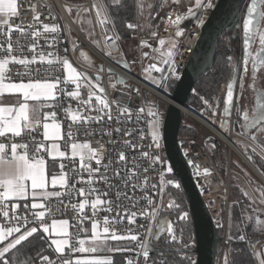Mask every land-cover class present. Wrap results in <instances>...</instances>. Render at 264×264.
<instances>
[{
	"label": "built area",
	"instance_id": "2783aa9c",
	"mask_svg": "<svg viewBox=\"0 0 264 264\" xmlns=\"http://www.w3.org/2000/svg\"><path fill=\"white\" fill-rule=\"evenodd\" d=\"M218 0H212L213 7L210 9H199L196 12L195 18L187 17L186 10H178V9H169L161 14H159L155 25L152 30L146 34H142V25L140 19L139 8L137 4V0H135L134 5V18L130 21H127L125 27L129 30L130 37L133 40L132 46L128 51V54L123 49L120 40L116 41L114 39H105L106 36H112L116 34L115 29L112 27V23H108L107 25H102L97 22V18L95 15V10L92 9L93 2L92 0H85L84 2L78 4L75 1L68 0H17V15L9 17V25L14 29L17 26L27 28L28 25H32V30H39L41 35L39 37L33 38L30 34L26 37L21 36V34L17 31H14L11 35V39L13 41L19 39L21 45H31L33 40H35L37 47L33 52L30 47L25 46L20 49V51L15 54L21 56V58L31 59L33 55L37 56V62L29 66L26 69L23 65H18L15 63L9 64V71L5 74V81L7 82H28L29 79L32 80H55L59 78L60 84L59 88H63L65 92H70L76 88V85L72 82L64 83V80L67 76L62 64L54 63L52 66H49L47 60L51 59L56 61L60 57H67L72 66L82 74L80 78L81 87L79 89L80 95L78 98L73 99L64 94V92H58L55 103V108H51L52 111L56 112V121L61 124V139L59 140L62 151L66 152L65 158H59L56 162V172L60 171L59 164L62 162L65 164L64 171L67 173L70 178V185L72 183L75 184L76 190L80 188L88 189L89 185L86 183L88 178V172H73V168L79 169V159L73 158L69 155V148L72 141L67 139V132L69 130V125H72V131L75 142H87L90 147L93 149H100V145H103V159L102 164L107 165L109 161H112L110 166V170L106 173L109 177V182L113 185H120V190L123 191V183L114 178V171L117 168L122 169L121 175H125V165L124 162H119L118 157L120 152H124L127 157V167H132L133 163L140 165V167L136 170L139 180H133L131 183L137 184L135 191L133 192L131 188L128 189V195L133 197L132 202L130 203L128 199L121 196V207L117 208L116 204L113 203L112 211H98L93 217L92 209L90 207V203L86 205L84 212H74L71 208L72 203L78 204L81 200L85 199V197H81L77 194V192H73L71 195H64L60 199L53 198L50 201H39L49 204L53 213L47 216V223L51 225L53 220H68L69 221V245L65 247V253L63 254L64 258H71L74 262L76 259H86L87 256L92 257L97 255H107L106 252H98L93 254H84L78 252H70L69 248L75 245L79 246L78 240L84 239L85 242H89L91 239V222L89 219H84L83 227L87 229L86 232L79 231V220L78 217H82L86 215L89 218L97 219L100 222L98 226L100 231L102 232L103 220L105 217L115 218L117 212L123 215L125 210L128 213L137 212L147 206V200L143 199V197L147 196L151 198L157 205H160L158 217L162 219L161 213L164 211L163 206V194L159 193V189L162 187L163 183L171 180L168 178V174L172 172H168L167 169L170 167L167 155L165 154V147L163 142L162 129L159 130L160 136V144L161 147L157 149L153 144L152 137L150 135V131L148 128L147 121L150 117L147 116L148 106L145 101L146 93L153 94L158 98V100L163 104L164 107L169 103L160 98V94L168 97L170 94H166L161 89H156L151 86L149 83L145 82L142 79V75L144 73L150 74L152 79L158 81L160 83L165 82L168 78H173L178 80L184 70V67L189 59V55L192 54L194 47L200 37L201 28L205 23L206 19L209 16V12H211ZM207 2V0H205ZM67 5L69 8L74 11V9L79 8L78 11L83 12L84 8H88L91 14V18L94 23V40L96 42V46L92 45L89 41L86 33L81 31L77 25L71 20L69 15L67 14L65 8L62 4ZM250 3V0H244L239 12L238 17V25L236 30L237 39L239 40V44L242 39V28H243V19L244 14L247 9V5ZM36 6V12L40 14L41 21L43 23L48 24H57L59 29L56 33H44L42 29V25L35 22L32 19L33 12L31 11L32 6ZM195 7V6H194ZM193 7V8H194ZM177 14L185 15L186 18L182 19L178 25L168 23L169 16L174 20ZM77 15V14H76ZM55 17L56 19H52ZM76 17V16H75ZM202 20L203 23L197 24V21ZM128 24L136 25L135 28H128ZM177 30H182V36L177 38L175 37V32ZM6 31V29H5ZM71 32L76 38L77 45L73 46L71 42ZM152 32H156L157 35L153 36ZM52 37H55V40H52ZM6 37H0V42H2ZM159 39H165L166 42L171 40L177 43V49L174 51V55L171 57V60L174 61L175 75L173 76L169 65L164 63V60L169 59L166 55L162 56V52H166L169 45L166 43L164 46H161L158 43ZM146 41L148 46H142L141 42ZM52 45V46H50ZM6 47V45H5ZM87 49L95 58L97 63L95 65H89L79 57L78 53L81 49ZM159 49L160 51H156ZM49 53L53 55L49 56ZM143 53H148V56H144ZM43 54L45 56V62L41 63L39 61V55ZM2 58V56H0ZM117 61H124L128 66L127 69H124L122 66L117 63ZM150 64H156L160 71L157 72L155 69H151L150 73L145 71L148 69ZM41 69L39 72L37 69ZM107 68H111L116 76V85L114 87H109L106 83L107 78ZM47 69V71H45ZM30 70L29 76H18L16 73H23L25 71ZM120 74L124 76L127 80L124 83H118L117 75ZM84 75H87L90 80L84 79ZM97 76L100 79L97 81ZM163 77V79H162ZM89 81L96 82L101 86L103 92H99L96 89H90ZM93 91L96 95H101L104 99H106L110 105V115L112 117L111 120L108 119V116L104 114L105 112H109L108 109L104 110V112H96L89 111L88 106L85 105L84 101L89 99V91ZM235 97V96H234ZM92 104L97 108L100 105L96 104L95 96L92 98ZM128 108L130 109L131 115L128 113L121 114V109ZM143 108V112H138L139 109ZM187 109V108H186ZM65 110H71L73 112H78L80 115L85 117H95L100 115L103 119L97 123L95 121L87 124L81 125L80 123L73 124L70 117L67 115ZM183 110V109H182ZM184 111V110H183ZM188 115L191 117L186 111H184V115ZM139 116V118H138ZM193 118V117H191ZM194 119V118H193ZM196 120V119H194ZM47 122L51 123L52 120L49 119ZM43 120L42 123L37 127L36 131H25L22 133L21 137L15 138V142L17 143H27L30 146V151L34 150L35 145L38 143H43L44 145H48V141L43 138ZM229 135L231 138L236 137L241 141L248 143L252 150L260 156L264 158V152L260 150L255 143H253L246 135L241 131H237L235 126L237 124V116H236V108L231 109V114L229 116ZM79 129V131H77ZM85 129L94 132V135H85ZM119 129L117 132L116 130ZM102 132H106L109 134H102ZM129 133L125 135V133ZM143 132L144 138L141 139V133ZM7 137L11 138V135H7ZM129 141L128 145H125L124 141ZM0 142H8L5 138L0 137ZM131 145H136L133 148ZM178 145L180 147L181 153L184 156L188 167L190 168V172L194 183L199 189L201 195H204L202 185L205 174V169H207V173H211L215 180H218L219 173L217 172V164L215 161V157H219V152H213L210 154L208 151L209 140L208 137H204L202 139H194L190 137H178ZM23 151V150H21ZM142 152H148L150 154H155L160 157L161 162L153 164L151 159L145 158L141 155ZM43 156L46 162L51 158L48 157L47 152L43 149L38 154ZM92 167H96L95 161L91 162ZM148 169L145 172V169ZM199 173V174H198ZM163 174V179H161V175ZM218 174V176H216ZM234 174V171L230 169L229 165L227 167V177L229 184V176ZM101 175H105L104 168L101 167L100 172L96 173L97 177L96 182L92 185L93 188L98 190V193L109 192L108 196H101V199H107L111 201H116V192L117 188L112 187L109 189L108 184H106L103 180L98 179ZM82 176L84 178V182L79 181V177ZM147 177V182L143 180V177ZM173 179V178H172ZM178 179H173L175 183H179ZM244 182V181H243ZM221 183V182H220ZM156 185L155 188L152 186ZM175 185V184H174ZM229 191V186H227ZM229 193V192H228ZM89 201L91 199H95V195L87 197ZM62 200V203H61ZM225 200V202H224ZM205 201V199H204ZM14 202H9L10 204ZM18 204L17 213L24 217L25 215H29L28 208L31 206V201H22L15 202ZM207 208L210 211L209 205L205 201ZM135 204V207L132 206ZM28 206V208L25 207ZM64 205H68L65 209ZM223 205L225 206V210L223 211ZM228 205V198L224 197L222 199L219 210L217 211V216L214 215L211 211V215L213 218L214 225L219 231V235H221V239L218 243V249L215 256L214 264H229L228 263V234H227V220H226V211ZM106 206H101L103 209ZM5 221L2 217H0V227L5 226ZM23 221H21V224ZM155 224V221H152L151 218H145L143 216L137 215L135 217V222L132 224L128 223L127 218H125L121 223L116 224L115 228L120 234H124L131 229L133 233H139V240L150 241V247H157L158 241L155 238L156 229L153 227V235L149 237L147 235V229L149 224ZM14 226V224H13ZM28 226L39 227V225L34 221L33 218L29 219ZM143 226V227H141ZM23 230V228H22ZM79 232V236L75 234ZM59 238L56 236H48L47 242L48 245L53 252L49 257L51 261L56 262V264H61V256L62 254L55 252V246L51 244V239ZM11 239V238H9ZM119 243L125 245V248L131 249L127 251L126 264L129 260L132 261V264H145V258L142 255V249H140L137 245V242H128V241H108V244ZM149 247V258L146 264H149L150 257L152 255V251ZM140 252V255L137 253ZM261 254H264V245L260 247ZM111 254V253H110ZM109 254V255H110ZM112 255V254H111ZM264 259V255H262ZM112 259V258H111ZM37 264H42L41 259ZM43 264H47V262H43Z\"/></svg>",
	"mask_w": 264,
	"mask_h": 264
},
{
	"label": "snow or ice",
	"instance_id": "6c2138e0",
	"mask_svg": "<svg viewBox=\"0 0 264 264\" xmlns=\"http://www.w3.org/2000/svg\"><path fill=\"white\" fill-rule=\"evenodd\" d=\"M167 2V0H165ZM111 5L113 6H121V0H110ZM171 3L174 5H179L182 3V0H171ZM264 5V0H250V3L247 5L246 9V17L243 20V33H244V60L243 63L245 65L244 72H248L247 65L249 64V44L254 42L256 36L258 35V42L260 51L256 56L251 57V79L252 84L255 86L257 81V72L260 69H264V29H259L257 31L254 28V25H258L260 19L264 18V10H262L259 6ZM138 7L143 8L142 0H138ZM160 7H164V4L159 5ZM214 5L212 0H195V7H188L186 11V16L195 18L196 12L199 9H210ZM148 8H152V5L149 4ZM92 9L95 10V14L97 20L102 25H107L108 23H112V18L109 15V3L108 0H94L92 5ZM69 12L72 11L71 8L67 9ZM33 12L32 19L42 25V29L44 33H56L59 29L57 24H48L43 23L40 18V14L36 12V6L33 5L31 8ZM89 11L88 8H84L83 12L87 13ZM17 15V0H0V37H6L2 42H0V93H4L7 91L8 93H18L22 99H18L17 106L14 107H0V137L5 138L8 142H0V217L6 222L5 226L0 227V264H31V257L25 256L23 252L20 251V248L24 242H26L29 238H31L35 233L38 232V228L35 226H28L30 216L34 219V221L39 225V229L43 231V233L48 234L49 236H56L59 238L51 239V244L55 246V252L62 254L61 256V264H113V260L109 257H93L89 259H76L74 262L72 259L64 258L63 254L65 253V247L69 245V221L68 220H53L51 225L47 223V216L53 213V209L49 204L38 201H50L53 198L60 199L64 195H71L73 192H77V194L81 197H85V199L81 200L78 204L72 203L71 208L74 212L83 213L86 205L90 203V207L92 209L93 217H95L98 211L104 210L111 212L113 203L116 204V207H121L120 197L123 196L129 200L131 203L133 200L132 196L128 195L129 187L134 192L137 184L131 183L133 180H139L137 169L140 165L133 163L132 167H127L128 161L126 154L124 152L119 153L118 161L124 162L125 165V175H121L122 169L117 168L114 171V178L122 181L124 190H120V185H113L109 182V177L106 173L110 170V166L112 161H109V164L103 165V145H100V149H93L90 147L87 142H75L72 125H69V130L67 132V139L72 141L70 144L71 147V157L73 160L75 158L79 159V169L73 168V172H88V178L86 183L89 185L88 189L80 188L76 190L75 184L72 183L70 185V178L67 173L64 171L65 164L60 163L59 172L51 173L50 184L53 190H49V180L48 174L46 173V161L43 156L38 155L41 150L47 152L49 158H51L53 164L56 163V158H65L66 152L60 150V145L57 143L61 137V124L56 121V112L52 111L50 113H45L42 110L44 108H55V103L58 92H64L65 95L76 99L79 97L80 92L79 89L81 87L80 78L82 76L69 62L67 57H60L56 61L51 59L47 60L49 66H52L54 63L62 64L67 76L64 80V83L67 84L69 81L76 85V88L70 92H65L63 88H59L60 80L59 78L55 80H32L29 79L28 82H9L5 83V74L8 72L9 64L15 63L18 65H23L26 69L29 68L30 65L35 64L37 62V56L33 55L31 59L26 57L21 58V56L16 55L15 53L20 51L22 47L28 46L34 52L37 44L35 40L31 43V45H21L20 40L17 39L13 41L11 39V35L14 31H17L21 34V36L26 37L27 35H31L33 38L39 37L41 32L39 30H32L33 26L28 25L27 28L17 26L15 29L9 25V17ZM77 15H80V11H77ZM185 15L177 14L175 19L169 16L168 23L178 25L180 21L186 18ZM52 19H56L52 17ZM203 23L202 20L197 21V24ZM128 28H135L136 25L128 24ZM6 29V31H5ZM153 36H156V32H152ZM182 36V30H177L175 32V37L179 38ZM105 39H114L119 41L120 37L118 34L112 36H106ZM52 40H55V37H52ZM158 43L161 46H164L168 43L169 47L166 52H162V56H167L169 59L164 60V63L169 65V69L172 75H175L174 61L171 60V57L174 55V51L177 49V43L174 41H167L165 39H159ZM142 46H148L146 41L141 42ZM6 45V47H5ZM52 46V45H50ZM75 47V45H74ZM156 51H160L156 49ZM53 55L49 53V56ZM84 55L83 53L81 54ZM146 57L148 53H143ZM231 60V58H229ZM39 61L41 63L45 62V56L43 54L39 55ZM120 61H117L119 63ZM126 63L123 64V67H127ZM151 69H155V71L159 72L160 68L156 66V64H150L148 71L150 73ZM41 69H37L39 72ZM47 71V69H45ZM231 71L233 79L230 80L226 85V95L223 99V114L227 116L230 113L232 108H236L237 112H240V107L238 104V100L234 98V82L237 71V66L235 64L231 65ZM18 76H29L31 75L30 70L25 71L23 73L17 72ZM87 80V77H84ZM97 81L99 77L96 78ZM163 79V77H162ZM240 87L243 90L244 84V76H240ZM155 83V79H153ZM90 89H96L99 92H103V89L99 87L97 84H92L89 81ZM95 96L96 104L100 105L97 108L92 104V98ZM201 100L206 105H209V101L204 97H201ZM31 102V103H30ZM85 105L88 106L89 111L96 112H104V110L108 109L109 112H105L108 116V119L111 120L112 117L110 115V105L106 99H104L101 95H96L93 91H89V99L84 101ZM211 107V106H210ZM67 115L70 117L73 124L80 123L81 125H87L93 121L99 123L103 117L97 115L95 117H85L80 115L78 112H73L71 110H65ZM144 109L141 108L138 112H143ZM8 115L5 116L4 114ZM128 113L131 115L130 109L123 108L121 109V114ZM216 113L213 112L212 115ZM147 116L150 117L148 119L147 124L150 131V135L152 137L153 144L157 149L161 147L160 144V136H159V126H160V113L153 108H149L147 112ZM51 117L52 122H47ZM139 118V116H138ZM243 123L240 124V127L244 129L245 134L248 133L249 129H255L256 133H264V93L257 92L256 93V103L254 108L252 109L251 116L248 111H243V115L239 117ZM43 120V138L44 140L52 141L50 146H45L43 143H38L35 145L34 150L30 151V146L27 143H17L15 142V138L21 137L22 133L25 131H36L37 127L42 123ZM227 124V121L222 122V126ZM79 131V129L77 130ZM117 132L119 129L116 130ZM10 133L11 138L7 137L6 134ZM95 133L85 129V135H94ZM102 134H109L106 132H102ZM129 133H125L128 135ZM144 138L143 132L141 133V139ZM251 139L255 142L258 137L255 133L251 134ZM125 145L129 144V141H124ZM133 148L136 145H131ZM23 150V151H21ZM141 155L145 158L151 159L152 163H160V157L155 154H150L148 152H142ZM95 161L96 167L91 166V162ZM101 167L104 168L105 175H101L98 179L103 180L106 184H108L109 189L112 187L117 188L116 192V201H111L107 199H101V196H108L109 192L98 193V190L92 187V185L96 182L97 177L96 173L100 172ZM148 169H145L147 172ZM168 172H172V168L167 169ZM199 174V173H198ZM205 174H207V169H205ZM147 177H143L145 183L147 182ZM161 179H163V174L161 175ZM80 182H84V178L82 176L79 177ZM30 182V184H29ZM169 184H173L172 180L167 181ZM175 186L178 188L180 185L176 183ZM59 187L60 190H55ZM153 188L156 185L152 186ZM30 189V191H29ZM163 188L159 189V193H163ZM29 195H31L32 203L30 208H28L29 215H25L21 217L17 213L18 204L12 202L9 207V202L20 199H28ZM95 195V199H87V197ZM247 195V193H245ZM143 199L147 200V206L142 208L139 213L131 212L128 213L125 210V213L121 215V213L117 212L115 218L105 217L103 220L102 232L99 229L100 222L97 219L89 218L86 215L82 217H78L79 220V231L86 232L87 229L83 227L84 219H89L91 222V239L89 242V246L85 247V240L79 239L78 244L79 247L73 245L69 248L70 252H78V253H98V252H117V251H130L131 249H127L123 246H109L108 241H128V242H137V245L140 249H142V255L145 258V264L149 258V247L150 241H140L139 233H133L131 229L124 234H120L115 228L116 224L121 223L125 218H127L128 223L132 224L135 222V217L137 215L143 216L145 218H151L152 221H155V224H149L147 229V235L151 237L153 235V227H155V238L159 240L162 233H167L169 240L168 243L175 242L177 240L174 234L173 224L167 219H159L158 212L160 205H157L151 198L145 196ZM62 203V200H61ZM264 203V200L261 201ZM101 206H106L103 209ZM135 207V204H132ZM178 207V205H176ZM65 209L68 205H64ZM168 207H173V204H169ZM187 214L182 213L179 219H186ZM251 219V217H249ZM21 221L23 223L21 224ZM14 224V226H13ZM256 224L258 226L264 225V221L260 220L258 217L256 218ZM143 227V226H141ZM23 228V230H22ZM79 236V232L75 234ZM11 238V239H9ZM240 239L243 240L245 237L243 235L240 236ZM7 241L6 243H3ZM188 247V245H185ZM19 253V255H18ZM141 253L138 252L137 255ZM264 255V254H261ZM23 257V259H22ZM43 262H47V264H56V262L51 261L49 256L43 255L39 257ZM127 264H132V261L129 260ZM155 264H167V260L164 257L163 251L160 252V258L158 262ZM191 264H196L193 260ZM261 264H264V259L261 260Z\"/></svg>",
	"mask_w": 264,
	"mask_h": 264
},
{
	"label": "trees",
	"instance_id": "16d2710c",
	"mask_svg": "<svg viewBox=\"0 0 264 264\" xmlns=\"http://www.w3.org/2000/svg\"><path fill=\"white\" fill-rule=\"evenodd\" d=\"M152 8H149L148 20L141 22L142 34H148L155 25L159 14L168 11L169 9L186 10L176 5L167 6V8L160 7L164 0H152ZM109 3V15L112 18V27L115 29L116 34L120 37V42L123 49L128 54L133 40L130 37L129 30L126 29L125 24L134 18V5L135 0H121V6H113ZM219 41L216 51L215 62L210 71L202 75L195 83L192 93L189 96L188 103L196 107L200 111V116L203 118L208 117L211 121L212 115V100L226 81L230 74V59L232 57V50L229 43L224 40L223 36ZM175 85L170 88V95L174 90ZM201 97L209 101L206 105ZM211 106V107H210ZM179 136L190 137L194 139H202L200 133L193 125L188 123H181ZM237 147L243 151L244 148L241 144L237 143ZM251 161V163L258 169L264 176V160L253 151H243ZM220 154V153H219ZM225 159V158H224ZM228 165L231 170L240 174L250 188L253 196L260 204L264 200V186L258 179L246 168L241 167L235 155L232 153ZM168 178L177 179L173 173L168 174ZM180 185V184H179ZM229 199L226 211L227 220V234H228V263L229 264H259L258 255L255 253V245L259 240L260 234L256 229L255 215H262L263 212L256 205L253 197L250 195L243 182L235 175H230L229 178ZM166 206L161 213V217L167 219L173 224L174 234L177 238L175 242L168 243V234L165 233L159 240L157 248L168 249L163 250L164 257L167 264H191L195 261V254L189 252L195 245V236L193 229V222L189 211L188 200L185 192L181 186L166 187ZM247 193V195H245ZM173 204V207H168ZM178 205V207L176 206ZM182 213H186V219H179ZM251 217V219H249ZM38 228V232L31 238L24 242L20 251L25 256L31 257V264H37L40 260L39 257L43 255L51 256L52 251L48 245V234L43 233ZM243 235L245 239L241 240L240 236ZM261 238V237H260ZM7 242V241H6ZM5 242V243H6ZM123 246V244L112 243L111 246ZM188 245V247H185ZM110 246V245H109ZM180 249V250H177ZM161 250V251H162ZM153 252L149 264H155L159 261L160 252ZM101 253V252H100ZM104 253V252H103ZM113 264H126L127 251L112 252ZM19 255V253H18ZM23 259V257H22Z\"/></svg>",
	"mask_w": 264,
	"mask_h": 264
},
{
	"label": "water",
	"instance_id": "95a60500",
	"mask_svg": "<svg viewBox=\"0 0 264 264\" xmlns=\"http://www.w3.org/2000/svg\"><path fill=\"white\" fill-rule=\"evenodd\" d=\"M243 1L244 0H218L214 9L209 12V16L201 28V34L194 50L192 54L189 55L190 57L184 70L175 83L173 92L168 96L171 102L166 105L163 124L161 125L163 135L162 140L164 142L165 154L167 155L170 168H172V173L177 177V181H179L188 200L189 211L192 218L191 222H193L194 229L193 236H195V245L188 251L195 254L196 264L215 263V256L221 235H219L220 233L214 225L212 215L207 208L208 206L194 183L190 168L188 167L178 145L179 130L184 117V111L181 107L186 108V102L193 91L196 81L213 68L216 57L215 54L219 44L218 40L222 38L224 33L227 35L230 42L237 37H234V34H236L238 25V11L240 10ZM124 63V61H120L119 65L123 67ZM123 68L127 69V67ZM107 72L114 73L111 68H107ZM116 75L118 83L120 84L127 80L120 74ZM236 78L237 72L234 78V91ZM219 105L218 99L215 100L213 110L217 113L219 118L227 121L224 128H219L214 125L208 117L203 118L202 116L196 115L209 123L211 128H213L212 131L218 136L216 138L220 139V141L228 146L230 151L239 156L242 162H244L254 175H256L264 184V176L251 163L248 156L234 144L229 133L225 132V129L229 128L228 123L231 110L230 113L225 116L223 111H218ZM225 140H227L228 143H226ZM150 250L152 252H157L161 251L162 248L150 247Z\"/></svg>",
	"mask_w": 264,
	"mask_h": 264
},
{
	"label": "rangeland",
	"instance_id": "374dc122",
	"mask_svg": "<svg viewBox=\"0 0 264 264\" xmlns=\"http://www.w3.org/2000/svg\"><path fill=\"white\" fill-rule=\"evenodd\" d=\"M68 1H75L78 4H80V3L84 2L85 0H68ZM92 2L94 3V0H92ZM137 2H138V0H137ZM152 2H153L152 0H142L143 8L141 9L139 7V13H140V18L141 19L148 20V13H149L148 5L152 4ZM163 4H164V7H163L164 9L167 8V6L169 7L171 5H174V4L171 3V0H167V2H165V0H164ZM62 5L65 8V10H66L67 14L69 15V17L71 18V20L77 25V27L81 31L86 33V36L88 37V39L91 42V44L96 46V42L94 40V34H93L94 23H93V20L91 18L90 11H88L87 13L80 12V15L78 16L76 14H77V11L79 10V8L74 9V11L69 12L67 10L69 7L67 5H65L64 3ZM176 6H179L181 8L194 7L195 6V0H182V3L179 4V5H176ZM97 22H98V20H97ZM223 35H225V36H223V38L226 41L228 37H227V35L225 33ZM71 42L73 43V46L77 45L76 38L74 37L72 32H71ZM229 47H230V49L232 48L231 45H229ZM82 53L84 54L83 56L81 55ZM78 55L81 58V60H83L84 62H86L89 65H95L97 63V61L95 60L94 56L85 48L81 49L79 51ZM84 77H87V80H90L87 75H84ZM142 79L145 82L149 83L154 88L163 90L166 94H170V92H171L170 88L173 85H175V83L177 81L176 79L168 78L163 83H160L158 81H156L154 83L151 75L150 74H146V73H144L142 75ZM91 83L92 84H97L94 81H92ZM106 83L108 84L109 87H114L116 85V76H115V74L108 73L107 74V78H106ZM98 85L101 88L102 85H100V84H98ZM144 99L146 101L148 109L151 107V108H153L154 110H157L160 113L159 130H161L162 129L161 125L163 124V118H164L165 108L166 107H164L163 104H161V102L158 100V98L156 96H154L153 94L146 93ZM186 108L200 116V111L197 110L196 107H194L192 104L188 103V101L186 102ZM194 119L185 114L184 117H183L182 123H185V124L188 123L189 125H193L197 129L198 133H200L202 138L208 137V140H209L208 151L210 152V154H212L213 152H216V151H218L220 153L219 157H217V156L215 157V161H216V164H217L216 165L217 166V172L219 173V176H218V174L216 176H218V178H219L218 180H220V182H221L223 191L226 193V195L224 197H227L229 199V193H228L229 191L227 189V186H228L227 167H228V162H229V159H230V155L233 152L230 153V150H229L228 146L225 143L220 141V139L216 138L217 136H215L211 131H209L203 125H201V123H199V121L197 119L196 120H194ZM238 139L239 138H236V137L232 138V141L234 142L235 145L237 143H239V144H241V145H243L245 147L244 149H246V151H251L252 150V148L250 147V145H248V143L241 142ZM256 146H257V144H256ZM233 154L235 155V157H237L235 153H233ZM69 155L71 156V147L69 148ZM231 175H235V174H231ZM229 178H230V176H229ZM170 179L173 181L172 178H170ZM174 184H176V183L174 182L173 184H169L166 181V182L163 183L162 188L165 191L166 187H168V186L176 187ZM243 185L246 187V189L248 190L250 195L253 197V193L251 192V190L248 187V185L245 184V182H243ZM164 191H163L162 194H163V206L165 207L167 198H166V194H165ZM253 200L256 203V205L259 206V208L263 212V214L261 216L260 215L258 216V214L255 215V222H256V218L257 217L260 220L264 221V205L262 206L260 203H258L254 199V197H253ZM224 202H225V200H224ZM224 210H225V206L223 205V211ZM256 229H257L258 233L260 234L261 238L259 237V240H257L256 245H255L254 248H255V253L258 255V258H259V264H261V260L263 259V257H262L261 252H260V247L264 245V225L258 226L256 224ZM5 242H3V243H5ZM89 242H85V247L89 246ZM0 246H2V244H0ZM110 246H111V244H110ZM84 254H86V253H84ZM88 254H93V253H88Z\"/></svg>",
	"mask_w": 264,
	"mask_h": 264
},
{
	"label": "flooded vegetation",
	"instance_id": "af4514ba",
	"mask_svg": "<svg viewBox=\"0 0 264 264\" xmlns=\"http://www.w3.org/2000/svg\"><path fill=\"white\" fill-rule=\"evenodd\" d=\"M259 7L262 10H264V5H260ZM246 14H247V12L245 11L244 19L246 17ZM254 28L257 31H259V29H264V18L260 19L259 24L254 25ZM223 36H225V35H223ZM236 36L237 35L234 34V37H236ZM241 40L242 41L240 44H239V40L237 39V37L234 38V40L231 42L229 41L228 38L226 40L227 43H229V45L232 46L231 50L233 52L231 60H230V67H229L230 68V74L227 77L226 81L223 82L221 88L219 89L216 96L212 100V109H213L214 101L218 99L219 104H220L218 111H223L222 102H223V99L226 95V85L232 79L231 65L235 64L237 66V71H236L237 72V78H236V84H235V91H234L235 97L234 98H236L238 100V104L240 107L239 113L236 110L237 124L235 126V129L237 131L243 132V134L246 136L249 135L250 137H251V134L255 133L258 137V139L255 141L256 142L255 144H257L258 148L264 152V133H256L255 129H249L248 133L245 134L244 129H242L240 127V124H242L243 121L239 117L243 115V111H248L249 115L251 116L252 109L254 108L255 103H256V93L257 92L264 93V69L258 70L257 81L255 83V86H253L252 79H251V71H252L251 70V57L256 56L257 53L260 51L259 42H258V35L256 36L254 42L249 44L248 50H249L250 56H249V64L247 65V68H248L247 73L244 72L245 65L243 63V60H244V44H243L244 33H243V28H242V39ZM240 76H244L243 90L240 87V79H239ZM213 112H214V110H213ZM215 116H217V113L215 114ZM162 219H165V218H162ZM165 233H162L160 238Z\"/></svg>",
	"mask_w": 264,
	"mask_h": 264
},
{
	"label": "crops",
	"instance_id": "0c3cea01",
	"mask_svg": "<svg viewBox=\"0 0 264 264\" xmlns=\"http://www.w3.org/2000/svg\"><path fill=\"white\" fill-rule=\"evenodd\" d=\"M137 4H138V2H137ZM139 8V7H138ZM141 19V18H140ZM144 21V19H141V22H143ZM5 83H9V82H7V81H4ZM18 99H22V97H20V95L18 94V93H8L7 91H5L4 93H0V107H14V106H17V101H18ZM31 103V102H30ZM43 112H45V113H50V112H52V109L51 108H44L43 110H42ZM212 113H213V110H212ZM5 116H7L8 114L7 113H5L4 114ZM49 119H51V117L49 118ZM224 121V119H222V118H219V117H217V116H215V115H211V122L214 124V125H216L217 127H219V128H224V126H222V122ZM225 132L226 133H229V128L228 129H225ZM6 135H11L10 133H8V134H6ZM246 137H248L253 143H256V142H254L252 139H251V137L248 135V136H246ZM238 140H240V139H238ZM241 141V140H240ZM241 142H243V141H241ZM52 143V141H49L48 142V145H45L46 147L47 146H50V144ZM57 143H59V145H60V150L62 151V146H61V144H60V142L59 141H57ZM243 146V145H242ZM243 148H245L244 146H243ZM249 148V147H248ZM248 150V149H247ZM243 151H246V149H244ZM251 151H253V150H251ZM232 151H230V153H231ZM254 152V151H253ZM255 153V152H254ZM256 154H257V152H256ZM259 157H261L262 158V160H264V158L262 157V156H260L259 154H257ZM237 156V155H236ZM237 158V162H238V164L242 167L243 166V168L244 167H246L253 175H254V173L249 169V167H247V165H245V163L244 162H242V160L239 158V156H237L236 157ZM57 159H58V157L56 158V162H57ZM57 170H56V163L55 164H53V162H52V160L50 159V160H48V162H46V173L48 174V180H49V190H53L52 189V186H51V184H50V179H51V173H53V172H56ZM234 174L242 181H244L245 182V180L243 179V177L240 175V174H238V173H236V172H234ZM256 178H257V176L256 175H254ZM258 179V178H257ZM242 181V182H243ZM258 181L264 186V184L258 179ZM29 184H30V182H29ZM245 184H246V182H245ZM55 190H60L59 189V187H57V189H55ZM29 191H30V189H29ZM254 197V196H253ZM255 199V198H254ZM256 200V199H255ZM22 201H31L32 202V198H31V195H29V197H28V199H20V200H14V202H22ZM258 203H259V201L258 200H256ZM39 202V201H38ZM262 206H263V204H261ZM106 253H108V252H106ZM110 253H108L107 255H97V256H92V257H90V256H87L86 257V259H89V258H93V257H109V258H112V255L110 254Z\"/></svg>",
	"mask_w": 264,
	"mask_h": 264
},
{
	"label": "bare ground",
	"instance_id": "6f19581e",
	"mask_svg": "<svg viewBox=\"0 0 264 264\" xmlns=\"http://www.w3.org/2000/svg\"><path fill=\"white\" fill-rule=\"evenodd\" d=\"M160 98L164 101L171 102V100L166 97L165 95L160 94ZM184 111H186L191 117L197 119L201 125H203L206 129L211 131L214 135L217 136L212 130L211 126L207 121L202 119L201 117L197 116L195 113L191 112L190 110L186 109L185 107H181ZM218 137V136H217ZM228 143L227 140H225ZM229 145V144H228ZM232 147V146H231ZM232 149V148H231ZM203 180V195L204 199L209 205L210 211L216 215L217 211L219 210L220 203L226 193L223 191L222 185L219 181L215 180L211 173H207ZM217 216V215H216Z\"/></svg>",
	"mask_w": 264,
	"mask_h": 264
}]
</instances>
